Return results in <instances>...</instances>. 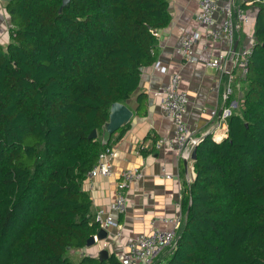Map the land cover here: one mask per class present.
<instances>
[{"label":"trees","instance_id":"16d2710c","mask_svg":"<svg viewBox=\"0 0 264 264\" xmlns=\"http://www.w3.org/2000/svg\"><path fill=\"white\" fill-rule=\"evenodd\" d=\"M2 1L10 26L0 46V264H121L113 253L70 252L99 230L83 183L112 147L113 134L102 141L111 104L124 103L156 61L168 2ZM253 37L241 107L223 137L194 147L182 224L156 264H264L263 5Z\"/></svg>","mask_w":264,"mask_h":264},{"label":"crops","instance_id":"0c3cea01","mask_svg":"<svg viewBox=\"0 0 264 264\" xmlns=\"http://www.w3.org/2000/svg\"><path fill=\"white\" fill-rule=\"evenodd\" d=\"M226 0H219L224 2ZM170 22L156 31V61L162 70L158 71L153 64L142 68L140 81L135 92L124 102L131 110L132 116L119 139L118 132L111 136L112 169L108 175H96L85 180L83 189L91 199V212L95 215L99 209L108 210L109 204L116 196V182L121 171L136 169L142 174L139 180L131 183L126 190L125 209L120 213L112 212L117 226L107 230L103 240H95L94 245L72 250L71 258L79 259L82 255H98L104 248L121 260L127 251L126 243L139 233H146L150 222L162 216H172L179 212V200L182 187L191 181L193 176V159L183 161L167 147L155 149L154 141L172 133L171 120L162 111L161 98L155 91L165 84L172 73L179 74V87L187 95L185 120L192 131V136L202 138L211 135L220 139L225 135L226 122L221 119L220 112L230 108V112H238L244 89L243 78L238 68L233 67L231 54L221 63L220 68L212 67L208 61L219 54L228 52V44L224 39H213L208 36L206 26L198 24L195 14L198 9L197 0H167ZM234 7H240L250 20L237 22L234 31L235 51L250 44L254 40L253 31L255 17L259 5L264 0H232ZM215 18L221 19L217 14ZM9 15L4 1L0 0V46L8 41ZM195 35L193 52L194 62H186L177 53L176 48L181 40ZM232 74V93L225 94L227 75ZM217 85V86H216ZM142 95V109H138L139 95ZM212 110L216 115H212ZM124 127V126H123ZM110 137V136H109ZM145 151L141 153L139 149ZM171 173L166 178L162 171ZM158 227L168 228V224L157 223ZM168 247L157 257L160 258ZM72 255L74 257H72ZM156 259V260H157Z\"/></svg>","mask_w":264,"mask_h":264},{"label":"built area","instance_id":"2783aa9c","mask_svg":"<svg viewBox=\"0 0 264 264\" xmlns=\"http://www.w3.org/2000/svg\"><path fill=\"white\" fill-rule=\"evenodd\" d=\"M198 9L195 14V20L198 24L206 26L208 36L213 39H224L228 44V52L219 54L210 59L208 64L215 68H220L221 63L231 54L232 65L238 68L240 76L243 78L247 71L248 59L254 40L250 44L242 47L239 51H232L234 43L235 24L237 22L246 23L250 20L249 15L241 7H234L232 0L219 2V0H197ZM221 17L218 21L215 15ZM196 40L195 35L184 37L176 53L186 62H194L196 56L193 52V45ZM153 67L160 71L162 66L160 62H155ZM232 74L227 75V84L225 94L229 96L232 93L231 81ZM179 74L172 73L168 81L163 84L155 94L161 98L162 111L171 120L172 133L170 136H164L154 141L155 149L167 147L176 153L177 157L183 160L191 158L192 149L197 145L200 138L192 136V131L185 120V105L187 102L186 93L179 87ZM217 86V85H216ZM230 108H224L220 112L221 119L230 114ZM212 115L216 111L212 110ZM112 148L98 155L96 163L87 172V180L96 175H108L112 169ZM166 178H171L172 174L162 169ZM142 174L136 169H125L121 171L118 181L116 182V196L109 204L108 210L99 209L94 215L95 221L99 228L108 230L111 226H117L116 220L112 217V212L120 213L125 209L126 190L131 183L139 180ZM168 224V228H161L157 223ZM182 224V214L179 210L172 216H162L153 219L150 222V228L146 233H139L126 243L127 251L121 258V264H156L157 257L163 250L171 246L176 238L177 232ZM90 255V254H89ZM92 256V255H91Z\"/></svg>","mask_w":264,"mask_h":264},{"label":"water","instance_id":"95a60500","mask_svg":"<svg viewBox=\"0 0 264 264\" xmlns=\"http://www.w3.org/2000/svg\"><path fill=\"white\" fill-rule=\"evenodd\" d=\"M69 0H62L60 5L61 9L64 5L68 3ZM236 45L233 46V52L235 51ZM232 57V56H231ZM132 116V110L124 103L114 102L111 104L109 109V115L107 121L102 125V141L106 142L111 134L117 131L119 128L125 126ZM91 136H95V132L91 133ZM195 158V148L192 149L191 159ZM185 162V160H183ZM107 236V230L99 228L95 236H90L86 241V247L94 245L95 240H103ZM108 251L104 248L100 249L98 252L99 259L106 258L108 256Z\"/></svg>","mask_w":264,"mask_h":264},{"label":"rangeland","instance_id":"374dc122","mask_svg":"<svg viewBox=\"0 0 264 264\" xmlns=\"http://www.w3.org/2000/svg\"><path fill=\"white\" fill-rule=\"evenodd\" d=\"M72 257H74V256L72 255Z\"/></svg>","mask_w":264,"mask_h":264}]
</instances>
